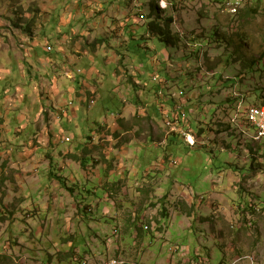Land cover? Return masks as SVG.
<instances>
[{
    "label": "rangeland",
    "instance_id": "1",
    "mask_svg": "<svg viewBox=\"0 0 264 264\" xmlns=\"http://www.w3.org/2000/svg\"><path fill=\"white\" fill-rule=\"evenodd\" d=\"M29 8L34 20L55 15L67 44L99 53L74 65L91 91L78 117L53 129L64 126L73 141L49 143V158L16 167L10 158L40 129L30 127L0 157L4 263L264 264V139L230 123L239 96L243 107L264 105V0H246L237 15L226 0H28ZM169 18L179 46L151 31ZM183 112L193 138L169 143L181 130L167 114Z\"/></svg>",
    "mask_w": 264,
    "mask_h": 264
},
{
    "label": "crops",
    "instance_id": "2",
    "mask_svg": "<svg viewBox=\"0 0 264 264\" xmlns=\"http://www.w3.org/2000/svg\"><path fill=\"white\" fill-rule=\"evenodd\" d=\"M39 9L40 16L45 10L42 7ZM51 9L55 10V7ZM34 12V9H28V0H8V5L3 3L0 6V27L7 22L2 15L8 13V39H0L3 47L0 53V82L8 80V84L0 85V103L5 107H0V157L6 154L8 159V143L17 142L30 127L40 128L37 133H30V141L21 152L14 154L16 148H10L17 158H10L16 167L19 164L27 167L31 159L36 160L42 153L49 158L51 154L46 152L49 143L50 148L65 138L66 135L61 134L65 132V127L55 132V125L67 118L71 122L78 117L77 102L85 101L84 95L91 91L85 88L84 76L78 74L81 68L78 72L74 65L79 68L80 64L86 63V57L92 63L99 53L82 51L83 47H79L78 42L71 45L69 41L67 44L60 33L65 25L62 26L60 20L54 24L55 15L50 14L47 21H40L37 17L34 20ZM69 22V26L74 23ZM79 35L88 40L82 31ZM72 51L80 55L72 54ZM66 106V110L63 109ZM14 126L21 128L17 131L18 137L14 136ZM61 135L63 137L60 138Z\"/></svg>",
    "mask_w": 264,
    "mask_h": 264
},
{
    "label": "built area",
    "instance_id": "3",
    "mask_svg": "<svg viewBox=\"0 0 264 264\" xmlns=\"http://www.w3.org/2000/svg\"><path fill=\"white\" fill-rule=\"evenodd\" d=\"M246 0H226L227 11L231 15L238 14L240 8L244 5ZM238 97V96H237ZM236 99V98H235ZM95 103V102H93ZM72 105V103H70ZM236 104V114L231 119V124L238 128L237 122H240V125H245L248 129L254 132V136L251 137L254 143H260L264 139V106H256V105H244V101L240 96L235 101ZM234 104V105H235ZM166 110L165 108L162 111ZM167 125L170 128L178 127L180 128V132H178L183 139L188 142V138H191L189 132L186 131V125L188 124L187 113H178L175 116V113H168ZM240 127V128H241ZM193 138V137H192ZM70 142V140H66ZM194 141V139H193ZM192 142V140H191ZM193 143V142H192ZM194 146V143L191 144Z\"/></svg>",
    "mask_w": 264,
    "mask_h": 264
},
{
    "label": "trees",
    "instance_id": "4",
    "mask_svg": "<svg viewBox=\"0 0 264 264\" xmlns=\"http://www.w3.org/2000/svg\"><path fill=\"white\" fill-rule=\"evenodd\" d=\"M154 17V16H153ZM168 27L167 28H165V27H163V26H161L160 24H159V22H153V23H151V31H152V33L154 34V35H157V37L162 41V42H164V43H166V44H168V45H173V46H179V43H180V41L179 40H176L175 39V37L173 36L174 34H173V31H172V29H171V26L173 25V23H174V18H169V20H168ZM191 45V44H190ZM198 47V46H197ZM259 63V62H258ZM258 63L256 62V61H252V63H251V65H250V70H254L255 69V67L258 65ZM231 80H229V79H227L225 82H230ZM168 84H165V86L166 87H168L167 86ZM227 102V104H231V102H232V100H227L226 101ZM264 103V102H263ZM259 106H264V105H259ZM185 113H187V112H185ZM174 137H170L169 138V143H172V144H174L175 143V141L177 140L176 138H180V136L181 135H179V136H177V135H173ZM171 144V145H172ZM79 148H80V151L79 152H81V145H77ZM83 160H86L84 157H83ZM89 160V159H88ZM88 160H86L85 162H87ZM87 164H88V162H87ZM117 184V182H114L113 184ZM105 190L107 191V192H109V190H114V189H109L108 187H106L105 188ZM163 216L164 217H166L167 218V214H163ZM132 226H135V227H137L138 228V223H137V221H134L133 223H132ZM130 228V227H129ZM142 231H143V234L144 233H146V228L144 227V226H142ZM143 234H140L141 236L143 235ZM4 262H8V256H3V257H0V264H6V263H4Z\"/></svg>",
    "mask_w": 264,
    "mask_h": 264
},
{
    "label": "clouds",
    "instance_id": "5",
    "mask_svg": "<svg viewBox=\"0 0 264 264\" xmlns=\"http://www.w3.org/2000/svg\"><path fill=\"white\" fill-rule=\"evenodd\" d=\"M167 9H168V8H167ZM239 11H240V10H239ZM238 13H239V12H238ZM236 15H237V14H236ZM93 102H95V101H93ZM95 103H96V102H95ZM95 103H94V104H95ZM67 139L70 140V142L66 141ZM72 141H73V140H72L71 138H64V139L61 140V144H64V143H71Z\"/></svg>",
    "mask_w": 264,
    "mask_h": 264
}]
</instances>
